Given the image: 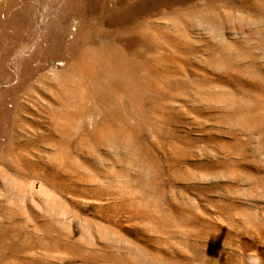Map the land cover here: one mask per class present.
I'll return each instance as SVG.
<instances>
[{"label": "rangeland", "instance_id": "374dc122", "mask_svg": "<svg viewBox=\"0 0 264 264\" xmlns=\"http://www.w3.org/2000/svg\"><path fill=\"white\" fill-rule=\"evenodd\" d=\"M0 264H264V0H0Z\"/></svg>", "mask_w": 264, "mask_h": 264}]
</instances>
